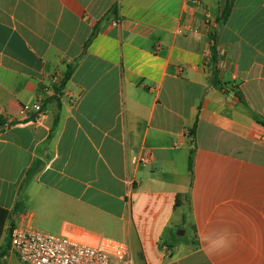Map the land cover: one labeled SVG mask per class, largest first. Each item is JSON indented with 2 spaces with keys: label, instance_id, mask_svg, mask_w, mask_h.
Segmentation results:
<instances>
[{
  "label": "crops",
  "instance_id": "0c3cea01",
  "mask_svg": "<svg viewBox=\"0 0 264 264\" xmlns=\"http://www.w3.org/2000/svg\"><path fill=\"white\" fill-rule=\"evenodd\" d=\"M197 1L0 0V264H24L11 225L124 241L133 264H264V0H234L220 26L226 0Z\"/></svg>",
  "mask_w": 264,
  "mask_h": 264
},
{
  "label": "built area",
  "instance_id": "2783aa9c",
  "mask_svg": "<svg viewBox=\"0 0 264 264\" xmlns=\"http://www.w3.org/2000/svg\"><path fill=\"white\" fill-rule=\"evenodd\" d=\"M193 3L199 4L197 0ZM62 76L54 75L53 84L57 85ZM18 115L23 119L43 115L42 101L23 104ZM130 161L133 165H142L148 159L132 156ZM9 249L24 264H133L128 243L103 236L80 241L65 235L14 227L10 232Z\"/></svg>",
  "mask_w": 264,
  "mask_h": 264
},
{
  "label": "trees",
  "instance_id": "16d2710c",
  "mask_svg": "<svg viewBox=\"0 0 264 264\" xmlns=\"http://www.w3.org/2000/svg\"><path fill=\"white\" fill-rule=\"evenodd\" d=\"M234 0H226L225 5L223 7V10L220 14V17H218L217 19V25L220 26L221 24L225 23L229 14H230V10L231 7L233 5ZM97 26H94L92 33L90 34L88 40L85 42L82 52L80 53V55L78 57H76L72 63L68 64L66 67V70L62 76L61 81L57 84V85H53V91H54V95H59L61 93V91L63 90L66 82L68 81V79L70 78L75 66L77 65V63L79 62V60L82 58V56L84 55L88 45L90 44V42L92 41V39L95 37L96 33H97ZM218 63V56H217V43H216V34L214 33L212 35V45L210 46V59L208 62V68L210 69H215ZM43 108V107H42ZM34 119V118H32ZM31 119V120H32ZM30 120V119H28ZM58 121V116H56L55 120H54V125L53 128L51 129L47 139H46V144L49 142V140L52 138L53 135V131L55 128V125ZM260 122L262 124H264V120H260ZM1 124V123H0ZM194 133H195V124L193 125L192 129L190 130V137L193 139L194 137ZM191 144L193 143V140H191L190 142ZM191 155H192V150H190V154H189V159H188V170L191 173ZM37 163L34 162V165H32V167L30 168V170L27 171L26 174V180L27 178H29V176H31V174L33 173V171L36 169L35 165ZM9 218V212L0 207V238L4 232V225L6 223V221ZM14 228L13 225L10 226L9 230L7 231V235L5 237V247L9 248V243H10V232L11 229Z\"/></svg>",
  "mask_w": 264,
  "mask_h": 264
},
{
  "label": "clouds",
  "instance_id": "9594fccd",
  "mask_svg": "<svg viewBox=\"0 0 264 264\" xmlns=\"http://www.w3.org/2000/svg\"><path fill=\"white\" fill-rule=\"evenodd\" d=\"M231 233L228 229L221 230L205 238L208 253H215L226 250L230 247Z\"/></svg>",
  "mask_w": 264,
  "mask_h": 264
},
{
  "label": "rangeland",
  "instance_id": "374dc122",
  "mask_svg": "<svg viewBox=\"0 0 264 264\" xmlns=\"http://www.w3.org/2000/svg\"><path fill=\"white\" fill-rule=\"evenodd\" d=\"M28 211H27V213H28ZM32 211H36V210L34 209ZM45 222L46 221H45V218H44L42 221H39V224H37V227H40L41 229H44V230H46L48 232H51V233H57L58 232L57 229H56L57 228V223L54 222L52 224L47 225Z\"/></svg>",
  "mask_w": 264,
  "mask_h": 264
},
{
  "label": "water",
  "instance_id": "95a60500",
  "mask_svg": "<svg viewBox=\"0 0 264 264\" xmlns=\"http://www.w3.org/2000/svg\"><path fill=\"white\" fill-rule=\"evenodd\" d=\"M5 126L4 125H2V126H0V129H2V128H4Z\"/></svg>",
  "mask_w": 264,
  "mask_h": 264
}]
</instances>
